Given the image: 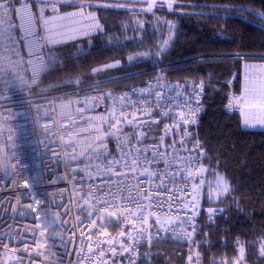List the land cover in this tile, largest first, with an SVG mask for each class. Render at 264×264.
<instances>
[{
  "label": "built area",
  "instance_id": "built-area-1",
  "mask_svg": "<svg viewBox=\"0 0 264 264\" xmlns=\"http://www.w3.org/2000/svg\"><path fill=\"white\" fill-rule=\"evenodd\" d=\"M53 3L0 0V264H139L161 242L183 248L169 264H204L222 219L203 204L205 81L164 66L105 75L116 59L89 81H47L59 46L103 31L88 7ZM223 84L225 110L241 114L242 94ZM234 251L216 263L239 264Z\"/></svg>",
  "mask_w": 264,
  "mask_h": 264
},
{
  "label": "trees",
  "instance_id": "trees-1",
  "mask_svg": "<svg viewBox=\"0 0 264 264\" xmlns=\"http://www.w3.org/2000/svg\"><path fill=\"white\" fill-rule=\"evenodd\" d=\"M47 1L61 10L88 7L103 27L97 36L59 46L63 66L47 81H89L95 78L88 76L93 66L137 51L149 54L150 64L133 66L134 71L117 69L114 76L164 66L160 72L165 75L205 81L198 130L206 150L203 204L219 209L222 219L209 234L204 264L231 257L237 243L246 253L239 264H264V131L244 130L240 114L225 110L223 84L230 81L239 91L242 63L264 61V0H172L155 9L165 24L139 10L138 0ZM133 34L140 37L126 38ZM164 40L168 48L154 60V46ZM146 250L139 264L179 263L183 248L178 242H161Z\"/></svg>",
  "mask_w": 264,
  "mask_h": 264
},
{
  "label": "crops",
  "instance_id": "crops-1",
  "mask_svg": "<svg viewBox=\"0 0 264 264\" xmlns=\"http://www.w3.org/2000/svg\"><path fill=\"white\" fill-rule=\"evenodd\" d=\"M243 96L240 114L244 130L264 131V61H244L239 91Z\"/></svg>",
  "mask_w": 264,
  "mask_h": 264
},
{
  "label": "rangeland",
  "instance_id": "rangeland-1",
  "mask_svg": "<svg viewBox=\"0 0 264 264\" xmlns=\"http://www.w3.org/2000/svg\"><path fill=\"white\" fill-rule=\"evenodd\" d=\"M140 2L139 4V10L143 11V12H147L149 14H151L154 19L158 22H161L162 24H165V21L161 19V17H159V15L157 14V12L155 11V9L157 8H162L163 6H170V3L172 0H138ZM53 4H56V3H53ZM57 6L59 7V5L57 4ZM60 8V7H59ZM77 8V7H76ZM70 10V9H69ZM140 23V22H139ZM138 29H140L139 26H136ZM145 31H142L141 32V35H144ZM97 36V35H96ZM140 37L139 34H133V35H126V38L130 41H135L137 40L138 38ZM166 48L168 47H163L162 44L160 45H155L154 46V50H153V54H151V56H155L154 60H158V58H160L162 56V52L166 50ZM116 60H119L121 61V64L122 66L118 69L122 70V69H129V68H133L132 71H134L135 67L133 66H136V65H141V66H148L150 64V62L152 61L150 59V55L147 54L146 52L144 51H137V52H133L132 54H129L126 59H116ZM111 61V60H110ZM160 67V66H159ZM158 66L157 67H154V68H148L146 69L145 71H142V73H138L139 76H145V75H148L150 73L153 72V70H156L159 68ZM163 69V68H162ZM128 72L129 75H131L129 77V79L131 80H136L138 79V75H134L135 72ZM111 72V73H110ZM108 73H105V75H108V76H114L115 74H119L118 71H110ZM146 257V256H143V258Z\"/></svg>",
  "mask_w": 264,
  "mask_h": 264
}]
</instances>
